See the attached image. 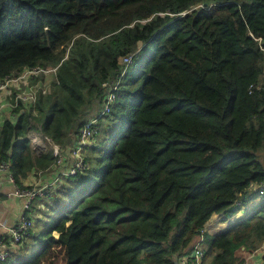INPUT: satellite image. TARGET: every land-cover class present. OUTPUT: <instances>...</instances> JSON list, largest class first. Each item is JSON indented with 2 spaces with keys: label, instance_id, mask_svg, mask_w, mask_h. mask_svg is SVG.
<instances>
[{
  "label": "trees",
  "instance_id": "obj_1",
  "mask_svg": "<svg viewBox=\"0 0 264 264\" xmlns=\"http://www.w3.org/2000/svg\"><path fill=\"white\" fill-rule=\"evenodd\" d=\"M131 54L86 165L46 193L54 215L29 253L2 264H175L214 215L264 183V0H0V78L59 64L36 100L38 126L29 106L0 121L18 186L56 160L34 153L29 131L73 144ZM228 227L207 235L208 264L258 247L264 209Z\"/></svg>",
  "mask_w": 264,
  "mask_h": 264
},
{
  "label": "built area",
  "instance_id": "obj_2",
  "mask_svg": "<svg viewBox=\"0 0 264 264\" xmlns=\"http://www.w3.org/2000/svg\"><path fill=\"white\" fill-rule=\"evenodd\" d=\"M68 56V50L65 53V57ZM133 54L125 55L122 58L123 66L118 70V73L110 79H106L102 82L104 88L103 104L101 110L94 116L85 121L76 133L75 142L69 146L62 147L59 143L57 144L51 138L43 135L40 131L31 129L29 131V138H31V144L35 150L42 147L41 135L45 136L49 141V147L53 155L56 157L55 165L59 166L62 163L64 153H68L73 158V163L68 170L60 172L57 176L50 181L42 183L40 186H18L14 176L10 171L11 163L5 158H1L0 153V174L3 172L9 177L10 181L14 183V190L11 192L12 195L18 197H25L29 201L33 200L41 195H46L48 191H52L57 187L59 181L63 175H74L78 170L83 169L86 165L85 151L86 147L95 140V135L98 132L101 117L106 113H109L116 102L117 90L120 87L121 79L126 71V68L131 64ZM57 64L54 67H45L37 64L33 66H24L16 73H11L0 78V121L6 118V112L10 116L13 114V110L19 109L18 112L24 110L25 106H29L31 115L29 120L34 126H38L35 117L37 112L35 110V104L40 94L48 93L54 82H57ZM255 87L253 83H250L248 88ZM34 128V127H33ZM258 192L264 196V183H258L256 188ZM34 221L32 218L22 214L18 221H16L4 235L0 236V264L4 263L5 260L11 254V247L13 245H20L23 243L25 236L29 233L31 226ZM206 240L205 228L203 227L196 235L191 243L176 257L175 264H208L205 259L207 247L204 245ZM264 264V261L258 263Z\"/></svg>",
  "mask_w": 264,
  "mask_h": 264
},
{
  "label": "crops",
  "instance_id": "obj_3",
  "mask_svg": "<svg viewBox=\"0 0 264 264\" xmlns=\"http://www.w3.org/2000/svg\"><path fill=\"white\" fill-rule=\"evenodd\" d=\"M10 117L9 113L6 112V118ZM42 147L35 150L34 153L39 155L46 149H51L47 145V138L43 135L40 136ZM49 143V141H48ZM32 145V144H31ZM33 147V145H32ZM64 159L59 166L55 163L45 169H33L28 177L22 180L23 185H40L47 181L53 180L60 172L68 170L73 163V158L68 153L63 154ZM258 183H251L246 187V191L243 193L240 199L231 205L234 208L233 213L226 215L219 213L214 215L209 222L204 226L206 240L204 245L208 248L207 235L217 234L225 231L228 226L243 220L251 212L263 208L264 209V196L258 192L256 186ZM14 183L10 181L9 177L3 172L0 174V236L4 235L19 218L23 215L30 217L34 221V225L30 228L29 233L25 236L23 243L16 246L13 245L10 249L11 257L13 260L23 258L24 255L29 253V249L32 247L33 237L37 234L35 225L44 217V214L49 216V210L51 209V202H54V197H45L41 195L33 200H28L25 197H18L12 195L11 192L14 190ZM256 248H250L249 246L242 245L235 249L234 254L238 257L236 264H258L264 261V241L258 244ZM206 261H209L208 258Z\"/></svg>",
  "mask_w": 264,
  "mask_h": 264
},
{
  "label": "rangeland",
  "instance_id": "obj_4",
  "mask_svg": "<svg viewBox=\"0 0 264 264\" xmlns=\"http://www.w3.org/2000/svg\"><path fill=\"white\" fill-rule=\"evenodd\" d=\"M5 117H6V114H5ZM46 144L49 145L48 140H47V143ZM41 184L42 183H40V185ZM40 185H32V186H40ZM53 215H54L53 213H49V216L46 215V214H44V217H41V220L35 225V229L37 230L36 232H40L41 230H43V228L51 221ZM33 248H35V247H33Z\"/></svg>",
  "mask_w": 264,
  "mask_h": 264
},
{
  "label": "water",
  "instance_id": "obj_5",
  "mask_svg": "<svg viewBox=\"0 0 264 264\" xmlns=\"http://www.w3.org/2000/svg\"><path fill=\"white\" fill-rule=\"evenodd\" d=\"M249 36H250V37H254V34L250 31V32H249Z\"/></svg>",
  "mask_w": 264,
  "mask_h": 264
}]
</instances>
